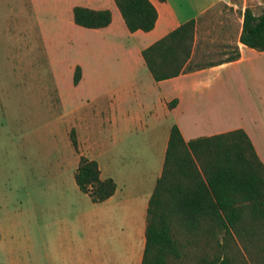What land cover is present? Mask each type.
Listing matches in <instances>:
<instances>
[{
    "label": "crops",
    "instance_id": "crops-1",
    "mask_svg": "<svg viewBox=\"0 0 264 264\" xmlns=\"http://www.w3.org/2000/svg\"><path fill=\"white\" fill-rule=\"evenodd\" d=\"M38 19L39 44L58 84L56 101L65 109L56 124L59 140L65 143L72 175L82 155L97 160L100 176L112 177L114 192L101 201L90 198L82 210L83 233L67 227L57 235V246L40 254L44 264H141L145 247L148 199L161 173L170 128L176 123L185 140L241 127L249 135L264 163V50L239 40L243 10L264 0H150L157 10L149 30L130 31L114 0H31ZM226 1L241 8L240 28L235 43L240 56L199 61L201 66L175 76L155 80L147 68L142 49L182 22L202 15ZM109 8L111 21L102 27H86L73 18V6ZM11 15H26V3ZM199 23V22H198ZM26 33L27 21L14 27ZM196 26L191 58L203 55L205 42ZM84 44L78 47L76 41ZM17 40H22L18 39ZM40 40L41 44L40 45ZM26 44V35L23 38ZM108 61L111 63L108 64ZM209 61L218 62L207 65ZM42 63V62H41ZM81 76L73 81L76 66ZM66 75L72 82L73 101L61 89ZM117 80L105 87L106 77ZM95 87L85 97L76 94L81 84ZM72 94V95H73ZM177 97L175 105L168 101ZM53 99V98H52ZM69 99L71 103L69 102ZM74 129L77 145L70 132ZM148 133L139 138V133ZM43 167L51 168L47 162ZM18 264V260H13Z\"/></svg>",
    "mask_w": 264,
    "mask_h": 264
},
{
    "label": "trees",
    "instance_id": "trees-1",
    "mask_svg": "<svg viewBox=\"0 0 264 264\" xmlns=\"http://www.w3.org/2000/svg\"><path fill=\"white\" fill-rule=\"evenodd\" d=\"M114 1L130 31L154 26L157 10L150 0ZM200 16L142 49L155 80L201 66L191 58ZM73 18L82 26L102 27L112 15L109 8L76 4ZM239 40L264 50V8L258 13L244 8ZM234 44L218 62L240 56ZM80 76L77 65L74 83ZM177 101L173 97L168 105ZM70 136L76 146L74 129ZM75 180L93 201L107 198L116 188L112 177L100 176L97 160L84 155ZM145 236L141 264H264V163L243 128L185 140L172 124L162 170L148 199Z\"/></svg>",
    "mask_w": 264,
    "mask_h": 264
},
{
    "label": "rangeland",
    "instance_id": "rangeland-1",
    "mask_svg": "<svg viewBox=\"0 0 264 264\" xmlns=\"http://www.w3.org/2000/svg\"><path fill=\"white\" fill-rule=\"evenodd\" d=\"M25 3L26 15H11ZM34 7L31 0H0V264H13V260L44 264L40 254L56 248L57 235L67 228L65 222L72 233L82 236V210L90 203L76 186L65 143L55 130L58 121L63 125L59 117L70 104L63 109L56 101L58 84L46 50L37 46L40 16ZM251 8L256 13L262 9L255 4ZM241 11L240 5L221 1L200 16L204 52L193 58L195 63L232 52ZM20 19L28 26L21 35L14 28ZM76 43L82 47L84 41L79 38ZM71 82L63 75L60 86L73 101ZM102 82L109 87L117 80L107 76ZM95 88L83 83L75 93L79 99L93 94ZM46 162L51 168L42 166Z\"/></svg>",
    "mask_w": 264,
    "mask_h": 264
}]
</instances>
